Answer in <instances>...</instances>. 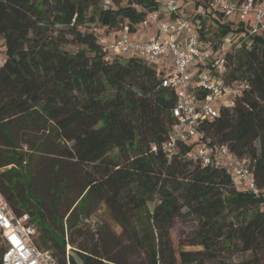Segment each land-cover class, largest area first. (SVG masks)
Listing matches in <instances>:
<instances>
[{"label":"trees","instance_id":"obj_1","mask_svg":"<svg viewBox=\"0 0 264 264\" xmlns=\"http://www.w3.org/2000/svg\"><path fill=\"white\" fill-rule=\"evenodd\" d=\"M104 1L0 0L1 193L17 214H28L36 223V245L52 251L58 264L128 263L120 251L110 254L98 244L75 251L80 263L66 257L64 237L56 243L40 203L29 198L27 154L70 164L53 166L56 189L66 190L80 173L83 188L67 218L95 198L109 209L133 249L144 255L142 264H264V35L251 36L224 53L228 78L246 81L249 88L202 126L210 147L225 145L249 161L257 190L242 191L223 170L188 158L192 145L182 144L170 160L165 157L161 145L174 122L176 94L162 86L163 72L135 56L105 60L88 32L98 27L117 36L127 27L135 33L159 3L108 0L105 7ZM211 1L194 0V11L203 16L189 18L215 25L216 44L202 32L203 24L197 30L201 42L216 50L230 32L247 31L243 24L235 27L219 13H210ZM21 135L26 152L18 143ZM63 167L69 173L58 186ZM188 221L193 227L180 231L179 244L201 249H179L176 256L170 232ZM235 253L249 256L228 260Z\"/></svg>","mask_w":264,"mask_h":264},{"label":"built area","instance_id":"obj_2","mask_svg":"<svg viewBox=\"0 0 264 264\" xmlns=\"http://www.w3.org/2000/svg\"><path fill=\"white\" fill-rule=\"evenodd\" d=\"M156 1L164 11L148 13L140 23V30L156 29L146 40L128 37L127 27L117 36L106 34L104 28L98 27L89 28L88 32L98 42L105 60L135 56L163 72L162 86L176 94L172 109L174 122L161 145L168 160L180 145H192L188 158L201 167L223 170L238 189L246 187L247 191L256 192L249 161L236 156L225 145L210 147L202 129L204 123L218 117L221 106L231 107L249 84L228 78L224 53L229 50L224 46L214 50L212 45L202 43L197 30L202 18L191 20L181 12L194 0ZM103 5L109 7L110 2L105 0ZM162 12L166 15L164 19L160 17ZM194 12L203 15L201 10ZM209 12L219 13L224 22L230 21L235 27L237 24L245 27L247 33L240 32L241 42L228 41L233 45L231 49H238L251 36L264 35V0H212ZM152 150L156 147L152 146ZM36 235V226L29 215L17 214L0 191V264H58L52 251L36 245Z\"/></svg>","mask_w":264,"mask_h":264},{"label":"rangeland","instance_id":"obj_3","mask_svg":"<svg viewBox=\"0 0 264 264\" xmlns=\"http://www.w3.org/2000/svg\"><path fill=\"white\" fill-rule=\"evenodd\" d=\"M161 6L162 5H160L158 12L163 10V7ZM181 12L187 17L192 16V14L193 17L196 16L197 13H194L193 1L181 9ZM201 20V24H203L202 32H206V37L210 38V40L216 44L218 32L215 26L211 24L210 20ZM127 36L133 38L134 33L130 35L128 34ZM241 36V33L230 32L223 40L221 39L222 42H218V46H220V48L221 46H224L225 50H231L233 46L232 43L241 42ZM230 40L232 43L228 42ZM67 49L74 50V46L69 45L67 46ZM220 54L222 53L219 52V55ZM125 57L126 56L122 57L123 61ZM3 62L4 46L3 41L0 39V66ZM24 139V135H21L18 138V143L22 152L27 151L26 146H24ZM115 153L116 150L112 152V154ZM27 155H29V158L31 159L30 163H28L31 179L28 187L29 198H31L34 203H40V208L45 218L44 220L51 227L53 236L56 237V243L60 244L64 237L65 254L69 247L68 254L72 255L78 263H80L75 251L83 247L89 248L98 244L104 246V251L110 252V254H116L120 251L124 255V261L128 264H142L144 262V255L133 249L126 235L114 222L109 209L105 205L99 203L95 198H88L82 209L76 210L69 218H67L68 208L83 188L80 173H78L73 180H70L67 183L66 190H60V188L56 189V179L53 177L55 170L53 166L55 164L66 163V161L45 154ZM64 165L70 166V164L67 163ZM68 173L69 169H65V167H63L57 179L58 186L61 183L62 176L66 177ZM241 190L247 191L246 187H243ZM57 196H59L57 202L52 205ZM69 222L73 223V226H68ZM192 225L193 224L190 221L185 224L179 223L170 232V238L173 243L176 256L179 249H183L185 251H196L201 249L199 246H185L179 244L181 238L180 231L182 229L189 230L193 227ZM37 244L41 246L39 240H37ZM248 256V254L235 253L228 255L227 258L232 262H240L247 259Z\"/></svg>","mask_w":264,"mask_h":264},{"label":"crops","instance_id":"obj_4","mask_svg":"<svg viewBox=\"0 0 264 264\" xmlns=\"http://www.w3.org/2000/svg\"><path fill=\"white\" fill-rule=\"evenodd\" d=\"M160 17L161 19H164L166 17L164 12L160 13ZM155 32H156L155 27H151L148 29H141V30H138L136 33H134L133 38L138 39V40H146L149 38V36H151L152 34H155Z\"/></svg>","mask_w":264,"mask_h":264}]
</instances>
